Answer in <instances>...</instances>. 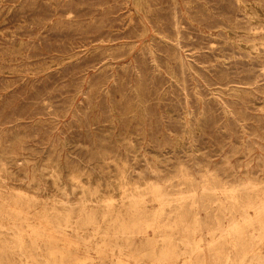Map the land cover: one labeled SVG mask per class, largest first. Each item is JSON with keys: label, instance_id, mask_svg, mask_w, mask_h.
I'll return each instance as SVG.
<instances>
[{"label": "rangeland", "instance_id": "1", "mask_svg": "<svg viewBox=\"0 0 264 264\" xmlns=\"http://www.w3.org/2000/svg\"><path fill=\"white\" fill-rule=\"evenodd\" d=\"M250 202L264 0H0V264H264Z\"/></svg>", "mask_w": 264, "mask_h": 264}, {"label": "bare ground", "instance_id": "2", "mask_svg": "<svg viewBox=\"0 0 264 264\" xmlns=\"http://www.w3.org/2000/svg\"><path fill=\"white\" fill-rule=\"evenodd\" d=\"M145 175V174H144ZM158 176V175H157ZM142 178V177H141ZM147 177H145V179H146ZM155 179V178H154ZM187 179V178H186ZM143 180V179H142ZM156 180H157V177H156ZM160 180V179H159ZM149 181H150V178H149ZM148 181V182H149ZM154 180H152V182H153ZM185 181H187V180H185ZM141 182V181H140ZM143 182V181H142ZM151 182V181H150ZM159 182V181H158ZM187 183V182H186ZM143 184V183H142ZM141 184V185H142ZM192 184V183H191ZM206 184V183H205ZM147 185V184H146ZM152 185V184H151ZM151 185H149V186H151ZM155 185V184H154ZM148 186V187H149ZM157 186V185H156ZM140 187V186H139ZM147 187V186H146ZM157 187H160V186H157ZM157 187H155L154 186V188H156L157 189ZM143 188V187H142ZM137 189V188H136ZM211 189V188H210ZM148 190V189H147ZM158 190V189H157ZM208 190H209V188H208ZM123 191V190H122ZM171 191V190H170ZM193 191V190H192ZM204 191H206L205 189H204ZM211 190H209V192H210ZM158 192V191H157ZM161 194V193H160ZM195 194V193H194ZM59 195V194H58ZM79 195V194H78ZM153 195V194H152ZM159 197H160V195H159V193L157 194ZM181 195V194H180ZM192 196V195H191ZM196 196V195H195ZM77 197V196H76ZM124 197V196H123ZM157 197V196H156ZM155 197V198H156ZM61 198V197H60ZM59 198V199H60ZM189 198V197H188ZM56 199V198H55ZM54 199V200H55ZM180 199V198H179ZM193 199H194V197H193ZM193 199H191V201L189 200V199H186V200H189V202L188 203H183L182 202V204L183 205H181V203H180V206H177L176 208H174L172 211H170L169 212V214H171L172 216H176L177 218L179 217V220H181V218L183 217V214H186V211L183 209V207L184 206H188V207H192L193 208V205H195L197 202L195 201V200H193ZM57 200V199H56ZM182 200H184V199H182ZM250 200V199H249ZM106 201V200H105ZM160 202H162V200L160 199L159 200ZM178 201V200H177ZM72 202H73V199H72ZM179 202H180V200H179ZM75 203V202H74ZM163 203V202H162ZM63 204V203H62ZM72 204V203H71ZM76 204V203H75ZM255 202H250L247 206V208H251L252 206H253V208H255L256 206H255ZM70 205V204H69ZM164 205V204H163ZM134 206H136V205H134ZM131 208V207H130ZM133 208V207H132ZM167 209V208H166ZM258 212H264V206H261V207H257V208H255ZM63 210H65V209H63ZM74 210H76V209H74ZM133 210H134V208H133ZM132 210V211H133ZM72 209H71V211H69V213H61V214H58V216H57V220H59V219H66V220H68V219H72ZM59 212V211H58ZM239 212V216H241L242 217V219H241V221L243 222V223H247V224H249L251 221V219H250V216H249V214L247 213V211H246V209L244 208V206L238 211ZM134 214V213H133ZM117 217V216H116ZM115 217V218H116ZM154 217H155V215H154ZM92 218H95V216L94 217H92ZM118 218V217H117ZM116 218V219H117ZM86 219H88L89 221L91 220V218L90 217H87ZM121 219V218H120ZM136 220V219H135ZM55 221V220H54ZM124 221V220H123ZM58 222V221H57ZM66 222H68V221H66ZM75 222V221H74ZM76 223V222H75ZM240 223V222H239ZM79 224V223H78ZM118 224H120V223H118ZM123 224V223H122ZM235 224V223H234ZM6 225H8V223L7 224H5V226ZM113 225H114V223H113ZM239 225V224H238ZM4 226V225H3ZM236 226H237V224H236ZM11 227H12V225H11ZM146 227V226H145ZM231 227H235V226H231ZM7 228V227H6ZM5 228V229H6ZM10 228V227H9ZM13 228V227H12ZM125 228V227H124ZM2 229L3 230H5L4 229V227H2ZM11 229V228H10ZM117 230L115 231V232H120V233H124V230H126V229H123V226H120V227H118V228H116ZM148 229V228H147ZM219 229H221V226L219 227ZM6 230H8V229H6ZM12 230V229H11ZM15 230V229H14ZM217 230V229H216ZM236 230V229H235ZM234 230V231H235ZM218 231V230H217ZM112 232H113V230H112ZM114 232V233H115ZM23 234V233H22ZM224 234V233H223ZM239 234H241L240 232H239ZM229 236V235H228ZM240 236V235H239ZM39 237H41L40 235H39ZM46 238V237H45ZM22 244V243H21ZM10 246V245H9ZM14 246V245H13ZM12 247V246H11ZM20 247V246H19ZM187 247V246H186ZM14 248V247H13ZM22 248H23V246H22ZM100 248H101V252L102 253H104V254H106V255H108L109 257H110V259H113L114 261L115 260H117V251H116V247H115V245H113L112 246V244L111 245H109V246H100ZM195 249H197V247L195 246ZM234 249V248H233ZM198 250H199V248H198ZM196 251V250H195ZM195 251H192V254L195 256V260L198 262H204L205 261V256H204V253H200V251L201 250H199V251H197V252H195ZM256 253V252H255ZM51 254V253H50ZM191 254V255H192ZM199 254H201L202 256H199ZM253 254V253H252ZM53 255V254H52ZM185 255V254H184ZM192 257V256H191ZM63 259V258H62ZM229 259V258H228ZM113 260H109L110 262L111 261H113ZM188 260H189V258H188ZM245 262H250V263H254V264H260V261H261V259L259 258V257H254L253 258V256L252 257H250V258H245ZM11 261V260H10ZM108 261V262H109ZM118 261V260H117ZM190 261V260H189ZM60 262V261H59ZM62 262V261H61ZM78 262V261H77ZM188 262V261H187ZM242 262H243V260H242ZM0 263H3V261L2 260H0ZM114 263H116V262H114ZM61 264V263H60ZM184 264V263H183ZM188 264H190L189 262H188ZM222 264H225V263H222Z\"/></svg>", "mask_w": 264, "mask_h": 264}]
</instances>
